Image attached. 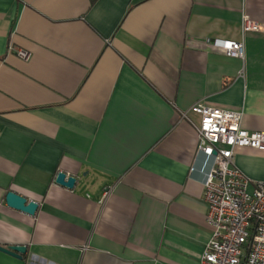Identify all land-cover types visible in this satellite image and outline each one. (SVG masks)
<instances>
[{"label": "crops", "instance_id": "1", "mask_svg": "<svg viewBox=\"0 0 264 264\" xmlns=\"http://www.w3.org/2000/svg\"><path fill=\"white\" fill-rule=\"evenodd\" d=\"M243 15L264 25V0H0V247L26 248L0 264H200L213 160L190 109L264 132V33L242 34ZM233 164L248 193L264 182V152Z\"/></svg>", "mask_w": 264, "mask_h": 264}, {"label": "built area", "instance_id": "2", "mask_svg": "<svg viewBox=\"0 0 264 264\" xmlns=\"http://www.w3.org/2000/svg\"><path fill=\"white\" fill-rule=\"evenodd\" d=\"M242 34L264 33V25L242 16ZM211 48L228 57L244 58L242 41L214 39ZM28 60L29 54L17 51ZM190 112L199 117L195 129L197 153L212 158L213 164L202 180L207 207L205 222L211 231L200 264H264V182L247 192L249 181L234 166L237 149L264 152V132L241 128L242 113L197 104Z\"/></svg>", "mask_w": 264, "mask_h": 264}, {"label": "water", "instance_id": "3", "mask_svg": "<svg viewBox=\"0 0 264 264\" xmlns=\"http://www.w3.org/2000/svg\"><path fill=\"white\" fill-rule=\"evenodd\" d=\"M55 183L72 190L77 184V179L72 176L68 177L65 173H58L55 178ZM5 201L8 207L31 216L34 215L38 209V205L35 202L27 201L26 198L13 192H8L6 194ZM0 251L19 259L21 255L26 252V248L24 246L9 247L6 249L0 247Z\"/></svg>", "mask_w": 264, "mask_h": 264}, {"label": "trees", "instance_id": "4", "mask_svg": "<svg viewBox=\"0 0 264 264\" xmlns=\"http://www.w3.org/2000/svg\"><path fill=\"white\" fill-rule=\"evenodd\" d=\"M97 0H90L91 4H94Z\"/></svg>", "mask_w": 264, "mask_h": 264}]
</instances>
